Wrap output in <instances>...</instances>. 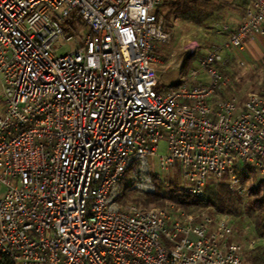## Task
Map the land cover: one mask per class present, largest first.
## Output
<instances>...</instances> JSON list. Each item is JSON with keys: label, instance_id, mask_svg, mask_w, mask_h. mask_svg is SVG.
Segmentation results:
<instances>
[{"label": "built area", "instance_id": "2783aa9c", "mask_svg": "<svg viewBox=\"0 0 264 264\" xmlns=\"http://www.w3.org/2000/svg\"><path fill=\"white\" fill-rule=\"evenodd\" d=\"M162 2L0 0V254L11 264H245L225 218L121 202L155 194V164L195 199L213 184L245 194L238 165L264 177V96H221L224 54L264 38V0H248L199 59L206 82L194 70L159 88ZM60 42L75 50L57 56Z\"/></svg>", "mask_w": 264, "mask_h": 264}, {"label": "rangeland", "instance_id": "374dc122", "mask_svg": "<svg viewBox=\"0 0 264 264\" xmlns=\"http://www.w3.org/2000/svg\"><path fill=\"white\" fill-rule=\"evenodd\" d=\"M164 8H161L163 11ZM72 20H68L70 22ZM171 30V40L168 44H160L161 50H155L157 60L159 61L158 65L166 66L168 63L172 62V65L175 66L181 61L190 62L192 61L191 71L188 74V77L191 76V73L194 70L199 71V75L196 77L198 80L203 82L207 81L205 73L200 68L199 59H201L210 49L212 45L220 43L218 36L221 32L216 33V29H212V24L207 23L202 27H197L189 22H180V21H165ZM66 27V24H62ZM77 27L78 32H86L87 28L81 22H79ZM219 30V29H217ZM215 32V33H214ZM78 42H80V37L78 34H74ZM80 35V33H79ZM58 51L56 52L57 56H64L75 50L73 43H63L58 44ZM251 44H247V48L253 50ZM237 56V58H235ZM253 56V55H252ZM224 57L227 58V62L223 66L224 74L229 80L227 88L224 92L221 93V96L224 94L228 97H236L238 101L242 102L248 98L251 94L261 95L264 89V66L259 65L260 57L253 56L252 61L248 60V57L244 52L232 51L224 54ZM244 61L243 64L240 63ZM201 70V71H200ZM226 98V97H225ZM160 153H164V144L160 145ZM243 169L242 165L236 167V173L240 172ZM157 166L154 165L155 183L158 182L160 187H162L163 192L169 194L170 192H176L181 195L177 183V174L175 171L165 175H160L157 173ZM245 173V170H244ZM245 174H248L250 181L244 185L246 193L242 196L235 194L238 199L236 206V214L233 215H222L215 208H190V213L186 211H180L178 205L172 202H166L161 207L172 208V214L177 215L180 212H184L189 218H195L201 216V214L215 218H225L228 222L230 228V234H228V241L233 244H239L242 247L244 252V262L245 264H264V232L258 230V218L257 214L248 213L245 209L248 206V202L252 199L249 191V186L252 184H257L263 177L259 175H254L251 171H246ZM223 185V184H222ZM156 187V186H155ZM1 191V190H0ZM126 197L127 202L138 204L135 201L137 198L135 195H128ZM235 196V197H236ZM147 198V197H146ZM146 207H160L153 204H149ZM160 207V208H161ZM182 210V209H181ZM188 214V215H187ZM193 216V217H192ZM252 246V247H251Z\"/></svg>", "mask_w": 264, "mask_h": 264}, {"label": "trees", "instance_id": "16d2710c", "mask_svg": "<svg viewBox=\"0 0 264 264\" xmlns=\"http://www.w3.org/2000/svg\"><path fill=\"white\" fill-rule=\"evenodd\" d=\"M204 5L205 2L199 0H164L162 3L164 10L158 12V16L167 22L183 21L189 22L195 26H202L208 19V16L204 15V13L206 14V8ZM235 58H237V56H235ZM194 60L195 58L190 62H183L181 74L186 80L188 79V74L192 68V61ZM224 71V69L221 70V73L225 76ZM261 95L264 96V89ZM222 97L230 98L225 94ZM242 167L243 169L238 172L237 175L243 185H246L251 178L248 174H245L246 171H251L254 175H259L249 164H245ZM153 178L155 179L154 176ZM154 184L156 186L155 194L150 195L147 198H135V201L143 206L153 204L160 207L166 202H172L178 205L180 211H186L189 213L191 211L190 208L199 209L212 207L222 215H233L236 214V210L238 209L236 206L238 201V199H236L237 196L232 190L222 184L209 185L207 187L206 195L202 199H195L183 194L179 195L176 192H170L167 194L166 192H163L162 187H160L158 182L155 183L154 181ZM249 191L252 199L248 202V206L245 210L248 213L254 212V214H257L259 220L257 223L259 226L258 230L264 232V177L258 181L257 184L252 182L249 186ZM128 195L129 194H125L121 202H124L127 199L126 197H129ZM213 219L216 220L215 218ZM196 222H198V219H196ZM0 264H11V261L5 255L0 254Z\"/></svg>", "mask_w": 264, "mask_h": 264}, {"label": "crops", "instance_id": "0c3cea01", "mask_svg": "<svg viewBox=\"0 0 264 264\" xmlns=\"http://www.w3.org/2000/svg\"><path fill=\"white\" fill-rule=\"evenodd\" d=\"M199 1L205 2L204 7L206 8V14L204 13V15H207L208 19L204 24H212L211 28L213 30L216 29V31L214 30L216 33H218L220 30L223 31L218 36V38L220 39V43L226 38L228 31L235 29L239 25L241 16L248 5V0ZM161 8H163L162 5L158 9V12H161ZM202 26L197 27L200 28ZM226 29L228 31H226ZM247 44H251L253 46V50L248 49ZM247 44L245 46L244 54L248 57V60L252 61V57L256 56L258 58L260 57V61L264 57V38L258 35L253 36L252 39L247 42ZM156 49L157 51L161 50L160 44L157 45ZM183 62L184 61H181V63L175 66L172 65V62H170L166 66H164V68L158 65L159 61L155 64V68L158 70L159 88L173 86L179 84V82L181 81L186 80L181 74Z\"/></svg>", "mask_w": 264, "mask_h": 264}]
</instances>
